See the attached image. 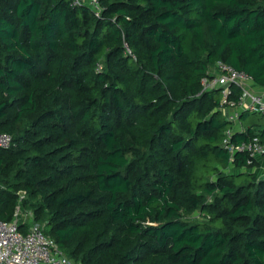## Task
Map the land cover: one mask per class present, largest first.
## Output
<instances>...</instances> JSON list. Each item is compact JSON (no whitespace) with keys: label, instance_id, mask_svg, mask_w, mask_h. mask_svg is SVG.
Listing matches in <instances>:
<instances>
[{"label":"trees","instance_id":"trees-1","mask_svg":"<svg viewBox=\"0 0 264 264\" xmlns=\"http://www.w3.org/2000/svg\"><path fill=\"white\" fill-rule=\"evenodd\" d=\"M98 1L0 0V220L73 264H264L260 162L224 146L264 116L203 87L222 63L264 90V0Z\"/></svg>","mask_w":264,"mask_h":264},{"label":"built area","instance_id":"built-area-1","mask_svg":"<svg viewBox=\"0 0 264 264\" xmlns=\"http://www.w3.org/2000/svg\"><path fill=\"white\" fill-rule=\"evenodd\" d=\"M70 7H89L96 16L101 15L98 0H69ZM218 73L210 74L203 80L204 91H214L223 89L224 97L230 94V87L233 84L244 88L245 94L238 106L232 104L227 111L228 119L237 122L238 113L250 110L264 116V94H256L252 91L253 79L245 73H241L222 63L217 64ZM223 104H228L227 100ZM234 131L227 132L228 140L233 136ZM228 140L224 142L225 148L231 156L236 152L248 154V165L260 162L264 156V146L259 142L243 144L232 147L228 145ZM13 145V138L8 134L0 135V149H9ZM24 199L25 194L20 193ZM22 217H18L13 222L0 220V264H73L48 235L44 228L38 224L30 226L27 233L20 231L19 222Z\"/></svg>","mask_w":264,"mask_h":264},{"label":"rangeland","instance_id":"rangeland-1","mask_svg":"<svg viewBox=\"0 0 264 264\" xmlns=\"http://www.w3.org/2000/svg\"><path fill=\"white\" fill-rule=\"evenodd\" d=\"M216 69H217V68H213V69H211V73H212V74H216V73H218ZM251 87H252V88H250V89H253V86H251ZM255 172L258 173V175H259L260 178H264V162H263V160L260 161V167L257 168V169H255Z\"/></svg>","mask_w":264,"mask_h":264},{"label":"crops","instance_id":"crops-1","mask_svg":"<svg viewBox=\"0 0 264 264\" xmlns=\"http://www.w3.org/2000/svg\"><path fill=\"white\" fill-rule=\"evenodd\" d=\"M252 91L255 92L256 94H264V90L259 87H256L255 84L253 85ZM236 129L238 130L242 129L241 126L239 125V122H236Z\"/></svg>","mask_w":264,"mask_h":264}]
</instances>
